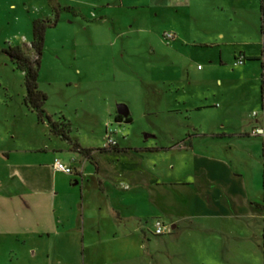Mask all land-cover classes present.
Masks as SVG:
<instances>
[{
	"label": "rangeland",
	"instance_id": "rangeland-1",
	"mask_svg": "<svg viewBox=\"0 0 264 264\" xmlns=\"http://www.w3.org/2000/svg\"><path fill=\"white\" fill-rule=\"evenodd\" d=\"M200 1L207 8L196 0L176 9L168 0H124L123 6L110 0H0V151L52 139L47 124L24 104L23 73L1 53L18 47L35 59L29 46L35 20L56 21L46 30L39 64L44 110L55 122L65 117L71 137L84 147L102 149L107 110L114 114L121 104L132 118L120 128L121 143L139 144L145 134H154L165 144L195 126L220 123L219 107L197 112L194 106L203 100L201 91L229 71L218 64L220 52L228 61L260 36L264 1L232 0L236 14L235 8L219 10V0ZM179 79L184 82L178 93ZM195 80L208 82L189 85ZM6 164L0 153V185ZM243 166L249 196L261 207L253 217L215 221L209 232L184 225L174 234L170 226L151 245L143 242L144 250L138 241L119 240L110 246L111 258L102 254L87 264H264V174L251 161ZM3 196L0 187V201ZM11 214L0 207V264H82L80 252L47 259L45 240L13 233Z\"/></svg>",
	"mask_w": 264,
	"mask_h": 264
},
{
	"label": "crops",
	"instance_id": "crops-1",
	"mask_svg": "<svg viewBox=\"0 0 264 264\" xmlns=\"http://www.w3.org/2000/svg\"><path fill=\"white\" fill-rule=\"evenodd\" d=\"M110 1L124 5V0ZM168 1L176 3L175 9L187 7V0ZM196 1L200 9L207 8ZM231 2L219 0V10L230 12L235 8ZM260 14V36L247 41L228 61L222 60L220 52L218 64L229 71L201 91L203 100L194 106L197 112L219 107L220 123L195 126L171 136L165 144L157 142L154 134H145L150 137L143 136L139 144L121 143L120 128L132 123L128 107L121 104L127 117L108 109L103 136L102 149L110 134L117 142L116 150L98 152L99 148L73 140L71 125L63 116L59 118L70 126L68 140L48 131L47 137L53 139L48 144L1 149L7 184L0 185L4 195L0 207L16 218L13 233L44 239L47 259L53 254L74 258L80 252L82 264H87L86 259L102 254L111 258L110 246L119 240L138 241L139 250H144L143 242L151 245V238L157 237L152 234L157 219L176 234L184 225L204 226L202 230L209 232L207 227L215 221L253 217L261 207L249 196L243 163L251 161L264 174V137L251 135L254 129L264 131V4ZM238 60L243 64H236ZM183 82L174 81L176 92L183 90ZM193 82L208 81L188 83ZM175 108L173 112H179ZM116 116L131 122H116ZM74 144L91 150L89 158L75 150ZM55 160L70 167L73 174L56 172Z\"/></svg>",
	"mask_w": 264,
	"mask_h": 264
},
{
	"label": "trees",
	"instance_id": "trees-1",
	"mask_svg": "<svg viewBox=\"0 0 264 264\" xmlns=\"http://www.w3.org/2000/svg\"><path fill=\"white\" fill-rule=\"evenodd\" d=\"M56 21L50 22L49 20H35L32 22V40L30 43V49L35 54V59H31L27 56L21 48H10L8 51H2L12 63L16 65V68L23 73L24 87L26 95L24 98V104L33 113L36 114L39 123H46L49 131L55 135L60 136L63 140H68L67 134L69 133V124L66 123L64 118H59L58 122H54L52 117L49 116L44 110L47 102V96L43 94L38 88L39 77V64L40 58L44 49V37L46 30L54 27ZM116 122L130 123L129 118L122 121L120 116L115 117ZM115 147L103 148L98 152H105L106 150H116ZM74 149L80 154L89 158L91 150L82 149L79 145L74 144Z\"/></svg>",
	"mask_w": 264,
	"mask_h": 264
},
{
	"label": "built area",
	"instance_id": "built-area-1",
	"mask_svg": "<svg viewBox=\"0 0 264 264\" xmlns=\"http://www.w3.org/2000/svg\"><path fill=\"white\" fill-rule=\"evenodd\" d=\"M166 39H172L171 35L166 36ZM236 64H243L242 60H238ZM252 136H263L264 137V131L262 129H254L251 131ZM105 141H106V147L105 148H112L117 146L116 140L110 135L105 136ZM53 169L56 172L63 173L66 175H72L73 170L64 165L63 163L55 160L53 163ZM171 232L170 225L166 224L165 222L157 219L153 222V229H152V234L154 236H163L166 234H169Z\"/></svg>",
	"mask_w": 264,
	"mask_h": 264
},
{
	"label": "water",
	"instance_id": "water-1",
	"mask_svg": "<svg viewBox=\"0 0 264 264\" xmlns=\"http://www.w3.org/2000/svg\"><path fill=\"white\" fill-rule=\"evenodd\" d=\"M118 114L120 115V116H122V117H127V114L125 113V111H124V107L123 106H119L118 107ZM150 136L149 135H144V139H147V138H149Z\"/></svg>",
	"mask_w": 264,
	"mask_h": 264
}]
</instances>
